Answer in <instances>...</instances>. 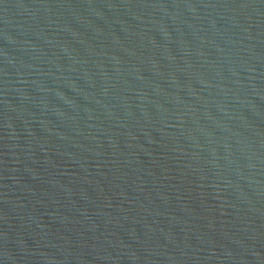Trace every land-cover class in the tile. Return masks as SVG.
Returning <instances> with one entry per match:
<instances>
[{
	"label": "water",
	"instance_id": "95a60500",
	"mask_svg": "<svg viewBox=\"0 0 264 264\" xmlns=\"http://www.w3.org/2000/svg\"><path fill=\"white\" fill-rule=\"evenodd\" d=\"M0 264H264V0H0Z\"/></svg>",
	"mask_w": 264,
	"mask_h": 264
}]
</instances>
